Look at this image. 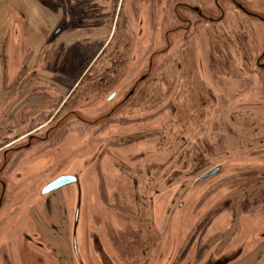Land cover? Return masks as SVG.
<instances>
[{
    "label": "rangeland",
    "instance_id": "1",
    "mask_svg": "<svg viewBox=\"0 0 264 264\" xmlns=\"http://www.w3.org/2000/svg\"><path fill=\"white\" fill-rule=\"evenodd\" d=\"M42 1L107 27L105 63H126L118 79L92 68L80 80L76 62L59 87L24 83L12 119L0 116V264H102L94 241L107 264H264V0H131L135 24L122 10L116 30L121 0ZM158 28L165 42L148 36ZM133 88L129 105L106 102ZM64 175L78 182L41 197Z\"/></svg>",
    "mask_w": 264,
    "mask_h": 264
},
{
    "label": "crops",
    "instance_id": "2",
    "mask_svg": "<svg viewBox=\"0 0 264 264\" xmlns=\"http://www.w3.org/2000/svg\"><path fill=\"white\" fill-rule=\"evenodd\" d=\"M0 2L4 3L3 8L0 6V116L2 119H12L10 114L19 102L24 83L44 85L46 82L48 85L49 81L52 83L61 78L58 74L56 77L53 66L47 65L50 59L47 60L46 56H54L58 47L68 51L76 37L63 22V5L42 0ZM8 4L13 7L12 10L8 9ZM57 27L64 32L55 41L53 35ZM65 37H69L68 41ZM50 45L51 49H48ZM18 108L15 114L22 109L20 106Z\"/></svg>",
    "mask_w": 264,
    "mask_h": 264
},
{
    "label": "flooded vegetation",
    "instance_id": "3",
    "mask_svg": "<svg viewBox=\"0 0 264 264\" xmlns=\"http://www.w3.org/2000/svg\"><path fill=\"white\" fill-rule=\"evenodd\" d=\"M127 3L128 4L130 3V10L127 13L128 15L127 14L125 15V8L127 6ZM215 3H217V1ZM74 5H75V3H73V6ZM135 5H137V3H132L131 0H128V1L127 0H121L120 1L117 17L115 18V21H114L115 22L114 30H116V26H117L118 21L120 20V13L122 12V10H123L124 16L127 18V22L130 25L131 24H135L134 19H135V17H137L139 15V11L141 10V8H137V6H135ZM69 7H71V6H69ZM122 7H123V9H122ZM191 11L194 12L198 16L197 21H201V20L204 21L205 19H208L200 12L199 8H192ZM239 11H241V10L239 9ZM74 13H75V11L70 12L69 15L68 14H64L63 22L67 23V26L69 28L68 30L70 31V33L72 35H74V37H76V39L69 45L68 51H66L64 48H60V47H58L56 49V50L59 51V54H57L58 55V59L56 61L54 60V63L52 65L54 67V70L57 72L58 75H60V74L64 75V76H62V77H64V79L62 80L61 78H59V80H62L64 82H68V81H70L71 78H73L72 76L75 75V72H76L75 71L76 62H78V65H80V67H84L85 68L83 74L80 75V80H82L83 77L88 75V73H91L92 72V68L95 69L100 74L104 73L105 76H111V77L116 76L117 79L119 78V76L121 77L122 76V68L124 67V65L126 63V59H124L125 57L123 56L124 54L117 55L116 59H114V61H111V63L108 66L105 63L106 61H105L104 58L106 57L105 53H106V49L108 48L109 43L106 42L105 38H103V37L105 36L104 33H105V31H107V27L98 26V27H94L93 28L91 26V24L93 22L92 16H90V15L86 16V14L79 16V15H76ZM143 19H144V17L140 16L138 18V20H137V25L139 24V22H142L141 20H143ZM61 24L64 25V23H61ZM63 32H62V28L61 27H57L55 29L54 35H53L55 37V41L59 40V37L63 34ZM120 32H122V31L120 30ZM100 33H102L104 35H101ZM114 33H115V31H114ZM151 33H152V35L148 34V36L150 38L154 39L155 36H157L159 34L158 38L162 39L163 41H164V39H167L168 35L170 34L169 31H160L159 28L156 30V32L153 31ZM83 35H86V37H84ZM123 35H124V33H120L119 34V36H121V37H123ZM141 37H143V36H141ZM103 40H105V42L102 44ZM99 44H100V46H99ZM138 44L139 43H137L135 40H133L132 45L134 46V48L132 50H135L136 52H138V49H137V47L139 48ZM95 47L96 48L98 47L97 53L95 54V58L88 63V60L83 58L82 56L84 54H86V53L90 54V50L95 48ZM60 50H62L63 52H68V53L69 52L76 53V55H74L71 59H63L61 57ZM118 50H120L122 52L124 50V52H125V50H128V47H124L123 48L122 45H119L118 46ZM139 51H140V48H139ZM76 56H78V57H76ZM134 61H136V59ZM85 63H88V65L86 67H85V65H86ZM66 65L68 67L67 71L63 70L64 68H66ZM151 69H152V64L148 63L146 65V72L151 70ZM143 76L144 77L141 78L142 79L141 80L142 83H145V82L149 81L150 74L143 75ZM103 80H105V78ZM80 82H74L73 86H71L72 89L75 90V88H77L80 85ZM99 82H100L99 83L100 85L105 83V82H102L100 80H99ZM54 83H56L58 85V87H59V83H60L59 81L55 80ZM103 85H104V87H106V84H103ZM130 91L126 95H123V96L120 95V92H118V90L111 91L105 97L106 98V102L112 103V102L117 101V100H122V101L125 100V102H127V105H129L130 102L132 103V101L134 100V98H135V96L137 94V91L134 90L133 93L130 96H128ZM23 92H24V90H23ZM31 96L32 95H26L23 98V100L27 101L28 99H26V98H29ZM68 99H70V98H68ZM66 102H67L66 100L61 102V104L56 109L57 114L61 112V110L64 108ZM23 103H25V102H23ZM127 108H128V106H127ZM131 111H133V110H131ZM55 114H56V112H55ZM64 176H66V175H64ZM70 176H74L75 177V175H70ZM50 182H48V183H50ZM77 182H78V179L76 180V182L74 184H76ZM48 183H46V184H48ZM45 196L46 195H41V197H45ZM77 216H78V213H77ZM74 226H76V225H74ZM73 238H75L74 235H73ZM72 241L74 243L72 249L74 248V250L76 252V244H75L76 240L73 239ZM93 243H94L95 253L100 258V262L102 264H107L109 258L105 257V259H104V256H103V253H102V250H103L102 245L99 246L98 241H94ZM47 246L48 245H45V248H48ZM42 247L44 248L43 243H40V244L37 243L36 249L44 250ZM50 250H52V249H50ZM55 252L57 254V257L60 259L57 250H55ZM75 252H74V254H75ZM38 261H40L41 264H44V260L42 259V257H39Z\"/></svg>",
    "mask_w": 264,
    "mask_h": 264
},
{
    "label": "water",
    "instance_id": "4",
    "mask_svg": "<svg viewBox=\"0 0 264 264\" xmlns=\"http://www.w3.org/2000/svg\"><path fill=\"white\" fill-rule=\"evenodd\" d=\"M236 7L238 9H240L246 15L253 16V15L247 13L240 5L236 4ZM134 90H135V88H133L130 91V93H129L128 96H130L133 93ZM220 172H221V168L219 166L218 167H215L214 169L208 171L206 174H204L202 177H200V179L196 181L195 185L202 184L203 182H205L208 179L216 176ZM76 180H77L76 177L70 176V175L57 177L56 179H54L50 183L46 184L42 188V190L40 192V195H48V194H50L52 192L58 191V190H60V189H62L64 187H67L69 185L74 184L76 182ZM1 185H2V189L3 190H2V193H1V196H0V207H1V203H2V200H3V194H4V184L1 183Z\"/></svg>",
    "mask_w": 264,
    "mask_h": 264
}]
</instances>
